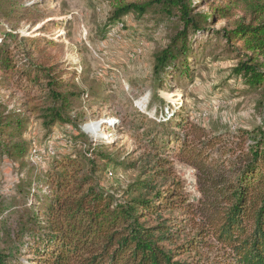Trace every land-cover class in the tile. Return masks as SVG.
<instances>
[{
    "label": "trees",
    "instance_id": "trees-1",
    "mask_svg": "<svg viewBox=\"0 0 264 264\" xmlns=\"http://www.w3.org/2000/svg\"><path fill=\"white\" fill-rule=\"evenodd\" d=\"M16 1L0 0V18L25 19L26 9L19 10ZM106 1L117 22L129 13L142 17L154 12L172 22L177 18L169 46L156 56V75L168 66L184 67L193 40L210 25L227 20L229 26L211 34L224 37L240 55L234 73L259 94L261 124L227 132L224 138L189 120L183 107L170 113L164 126L171 129L179 119L176 126L182 135L173 153L196 171L198 196L193 201L179 181L169 188L158 184V177L172 175L167 157L160 158L161 151L172 150L171 137L165 138L168 132L144 134L154 159L126 187L106 188L104 182L113 167L136 168L137 160H119L111 152L112 144H74L73 156L52 158L44 177L49 181L45 196L25 207L20 231L12 240L15 254L32 244L31 254L39 255L44 264H264V0ZM202 1L208 11L201 10ZM34 40L7 32L0 41V68H14L13 50L25 52L20 44L32 45ZM56 67L37 64L36 76L27 71L30 82H41L42 119L48 129L70 120L75 96L72 79H64L66 73H57ZM4 111L0 151L23 160L30 148L24 138L27 118ZM9 257L0 248V264H8Z\"/></svg>",
    "mask_w": 264,
    "mask_h": 264
},
{
    "label": "rangeland",
    "instance_id": "rangeland-1",
    "mask_svg": "<svg viewBox=\"0 0 264 264\" xmlns=\"http://www.w3.org/2000/svg\"><path fill=\"white\" fill-rule=\"evenodd\" d=\"M16 4H21L19 10L26 9V17L2 15L0 41L7 32L36 40L32 45L20 44L25 52L13 50L14 68L8 72L0 68V112L27 118L24 138L30 144L23 160L0 151V248L10 255L8 264H44L39 255L31 254L32 244L22 246L16 255L12 240L20 231L25 207L37 204L48 191L44 177L52 158L73 156L74 144H112L111 152L119 160H137L136 168L109 167L114 173L106 177L104 186L126 187L154 159L153 146L147 145L144 134L168 132L165 138L171 137L172 150L161 151L160 158L167 157L172 175L158 177V184L169 188L179 181L193 201L198 196L196 171L173 153L182 135L176 126L179 119H174L171 129L164 126L170 113L183 107L189 120L224 138L227 132H244L261 124L259 94L234 73L240 55L224 37L211 34L229 26L227 20L210 25L193 40L184 67L168 66L156 75V56L169 46L177 18L172 22L148 12L113 21L106 0H17ZM200 7L209 10L203 1ZM48 62L57 64V73H66L64 79L73 80L70 88L75 91L70 120L49 129L42 119L41 82L35 85L28 75L32 71L36 76L33 66ZM78 127L89 138L81 136Z\"/></svg>",
    "mask_w": 264,
    "mask_h": 264
},
{
    "label": "bare ground",
    "instance_id": "bare-ground-1",
    "mask_svg": "<svg viewBox=\"0 0 264 264\" xmlns=\"http://www.w3.org/2000/svg\"><path fill=\"white\" fill-rule=\"evenodd\" d=\"M94 125H95V124L89 125V126H88V129L91 130V131L94 130V129H95V126H94Z\"/></svg>",
    "mask_w": 264,
    "mask_h": 264
}]
</instances>
